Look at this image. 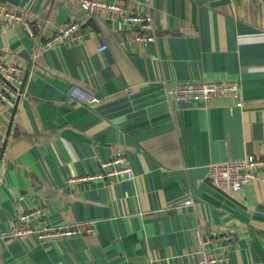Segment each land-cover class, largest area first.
Segmentation results:
<instances>
[{"label": "crops", "instance_id": "crops-1", "mask_svg": "<svg viewBox=\"0 0 264 264\" xmlns=\"http://www.w3.org/2000/svg\"><path fill=\"white\" fill-rule=\"evenodd\" d=\"M120 2L144 10L142 0ZM152 6L159 36L139 46L137 27L89 15L80 0H0V10L33 19L41 39L74 21L86 34L34 59L37 39L22 26L0 28V52L23 64L25 81L15 107L0 108V264H196L197 226L203 236L232 234L228 250L211 247L217 264H264V168L238 192L208 176L212 162L264 156V0ZM163 79L236 80L242 102H170ZM75 86L100 102L72 99ZM119 150L132 181L70 182L98 174ZM42 206L35 227L82 232L44 243L5 235Z\"/></svg>", "mask_w": 264, "mask_h": 264}, {"label": "built area", "instance_id": "built-area-1", "mask_svg": "<svg viewBox=\"0 0 264 264\" xmlns=\"http://www.w3.org/2000/svg\"><path fill=\"white\" fill-rule=\"evenodd\" d=\"M144 10L132 11L122 6L120 0H80V5L89 15L104 17L111 21H120L126 25H132L139 29L135 35V42L139 46L155 43L159 36L154 14L153 0H142ZM22 26L27 33L37 39L38 49L33 57L37 59L39 54L47 49L71 43H82L86 34L82 30L81 23L71 22L46 39H41L37 33L33 19L12 10H0V28ZM104 45L99 49H106ZM165 89V95L170 102L177 100L210 102L223 98L241 101L240 83L236 80H206L195 79L190 81H177L172 83L167 79L160 81ZM24 66L18 61H11L9 57L0 52V108L7 110L17 104L19 97L24 92ZM131 94H134L130 89ZM69 96L76 101L90 106L100 102V98L82 86L72 87ZM264 168V156L254 154L244 158L227 159L212 162L209 165V179L220 190L225 192H238L243 190L257 177L258 170ZM136 173L125 154L119 150L107 161L101 163V172L95 175L75 176L70 182L88 181L95 178H108L114 181H132ZM187 206L194 205L191 194L184 201ZM45 214V208L36 207L19 215L15 224L5 235L13 238L30 239L36 237L41 242H55L82 232L79 225L42 224L35 227L33 220ZM201 245V260L196 264H217L219 257L212 252V246L225 248L233 245L232 234H218L217 236H203L199 226L196 227ZM88 233H92L93 227L88 226Z\"/></svg>", "mask_w": 264, "mask_h": 264}, {"label": "water", "instance_id": "water-1", "mask_svg": "<svg viewBox=\"0 0 264 264\" xmlns=\"http://www.w3.org/2000/svg\"><path fill=\"white\" fill-rule=\"evenodd\" d=\"M92 20H93V21H95V19H94V18H92ZM89 24H93V23H92V22H89Z\"/></svg>", "mask_w": 264, "mask_h": 264}]
</instances>
